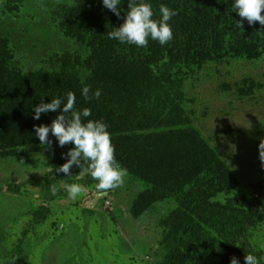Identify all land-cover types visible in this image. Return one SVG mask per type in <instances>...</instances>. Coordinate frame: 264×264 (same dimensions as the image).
<instances>
[{"label":"trees","instance_id":"obj_1","mask_svg":"<svg viewBox=\"0 0 264 264\" xmlns=\"http://www.w3.org/2000/svg\"><path fill=\"white\" fill-rule=\"evenodd\" d=\"M234 2L137 0L152 6L157 21L161 5L178 13L168 21L173 39L161 45L149 37L144 48L108 35L124 23L129 0H120V17L105 8L103 0H75L73 5L61 6L60 15L67 23L66 33L81 42L88 55L52 58L49 67L37 70H22L8 47L9 40L0 37V146L36 142L34 126L51 125L60 110L41 114L36 120L34 106L57 98L63 106L72 92L75 111L88 108L91 116L86 119L108 126L116 161L143 183L140 200L149 197L151 202L175 203L165 218L163 264H230L233 256L245 264L247 254L264 264V253L246 241L258 221L264 182L252 202L246 198L212 202L211 198L235 189L238 182L216 151L187 123L180 104L185 69L229 55L251 59L264 53V26L259 22L250 25L246 19L240 23L232 10ZM84 86L91 89L88 99L82 94ZM97 89L102 93L98 99L92 97ZM165 133L175 136L171 145L177 149L170 152V158L154 164L151 156L170 151L159 150L160 143L167 144L158 141ZM186 136L190 143L184 141ZM49 139V148L58 157L74 147L71 143L60 147L51 133ZM176 151L180 157L174 159ZM81 172L75 165L71 169L73 175ZM140 200L134 203L133 213Z\"/></svg>","mask_w":264,"mask_h":264},{"label":"rangeland","instance_id":"obj_2","mask_svg":"<svg viewBox=\"0 0 264 264\" xmlns=\"http://www.w3.org/2000/svg\"><path fill=\"white\" fill-rule=\"evenodd\" d=\"M74 3L0 0V37L9 40L22 70L49 67L52 58L88 55L81 42L66 33L60 15L61 6ZM185 72L180 104L187 123L238 182L211 201H254L264 182L258 151L264 139V53L251 59L229 55ZM34 136L36 142L30 145L0 146V264H163L161 241L167 231L165 218L176 206L172 200H140L143 183L131 174L122 187L100 196L89 172H57L67 158ZM174 138L165 133L158 139L167 143H160L159 150L170 151L151 156L154 164L177 149L171 145ZM190 140L186 136L184 141ZM178 157L176 151L173 158ZM74 183L87 189L75 200L67 191ZM257 210L258 221L246 241L264 253V201Z\"/></svg>","mask_w":264,"mask_h":264},{"label":"clouds","instance_id":"obj_3","mask_svg":"<svg viewBox=\"0 0 264 264\" xmlns=\"http://www.w3.org/2000/svg\"><path fill=\"white\" fill-rule=\"evenodd\" d=\"M120 0H103V6L111 10L117 17H120ZM232 10L237 12L243 22L244 19L250 25L259 22L264 26V0H235ZM161 19H153L154 12L149 3H137V0H129V7L124 23L110 32L109 38L116 39L120 43H128L137 47L148 46L149 37L158 41L161 45L167 44L173 39V29L168 23L178 13L161 5L159 9ZM163 63V61L161 62ZM155 71V65L151 66ZM90 87L84 86L82 94L85 99L90 98ZM101 90L97 89L92 97L98 99ZM76 97L72 92L67 94V102L63 104L61 99H52L50 103H39L34 106V119L39 120L41 114H47L60 110V114L52 121L51 125L34 126L35 135L39 138L41 145L51 147L49 139L51 133L59 143L60 147L67 144H74V147L67 153L62 154L67 162L55 170L68 176L72 175L71 169L77 166L82 172H89L96 180L97 192L100 196L109 190L122 187L128 177V169L122 167L115 158V147L112 143L111 134L107 125L100 120L86 119L91 116V111L84 108L82 111H75ZM259 159L264 165V139L258 145ZM51 191L56 193L53 185ZM69 197L75 200L78 196L86 194L87 189L80 184L67 185ZM230 264H239L238 258L233 256ZM245 264H259L257 257L252 254L245 256Z\"/></svg>","mask_w":264,"mask_h":264}]
</instances>
